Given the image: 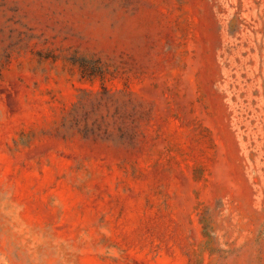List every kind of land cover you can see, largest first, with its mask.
<instances>
[{"label": "rangeland", "instance_id": "1", "mask_svg": "<svg viewBox=\"0 0 264 264\" xmlns=\"http://www.w3.org/2000/svg\"><path fill=\"white\" fill-rule=\"evenodd\" d=\"M0 264H264V0H0Z\"/></svg>", "mask_w": 264, "mask_h": 264}]
</instances>
